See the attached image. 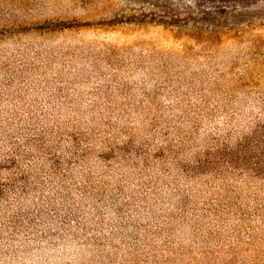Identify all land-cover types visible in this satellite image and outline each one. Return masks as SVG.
<instances>
[{
	"label": "rangeland",
	"instance_id": "rangeland-1",
	"mask_svg": "<svg viewBox=\"0 0 264 264\" xmlns=\"http://www.w3.org/2000/svg\"><path fill=\"white\" fill-rule=\"evenodd\" d=\"M0 264H264V0H0Z\"/></svg>",
	"mask_w": 264,
	"mask_h": 264
}]
</instances>
